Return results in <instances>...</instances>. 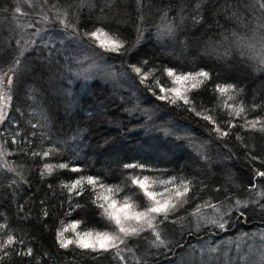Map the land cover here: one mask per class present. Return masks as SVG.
Here are the masks:
<instances>
[{
  "label": "trees",
  "instance_id": "1",
  "mask_svg": "<svg viewBox=\"0 0 264 264\" xmlns=\"http://www.w3.org/2000/svg\"><path fill=\"white\" fill-rule=\"evenodd\" d=\"M19 1L0 0V70L14 68L9 73L11 101L9 113L0 125V144L12 153L4 158L15 168L8 171L0 162V223L6 218L9 229L24 241L20 247H31L33 255H13L5 264H118L111 253L60 249L55 233L61 220L69 223L82 219V229H101L103 224L96 215L99 210L87 200L88 194L73 197L69 203L61 182L91 175L109 186L124 185L128 176L138 172L125 169L123 166L128 163L145 165L148 170L143 174L150 177L179 176L191 180L193 190L189 196L195 195L191 204L160 226L164 245L154 246V237L148 232L143 234L147 239L129 241L139 264H179L186 253L206 246L210 239L223 241L264 229V209L253 203L257 192L249 191L253 165L264 169V164L250 161L245 154L250 151L264 159V134L233 128V133L240 132L244 137L243 141L235 135L221 139L209 131L211 125L193 112L157 100L128 67L129 63L147 60L146 67L209 72L208 85L190 93L196 97L198 109L215 107V84L234 85L239 91L238 101L249 108L264 105V68L247 48L252 41L259 44L264 38V28L259 27L264 24V10L257 0H145L142 6L136 0H87L83 7L79 0H58L57 7L71 5L70 13L80 8L78 17L70 14L69 19L81 33L104 27L119 32L135 45L128 56L117 57L93 48L82 36L76 37L93 49L92 58L106 68L105 77L92 80L79 77V62L73 57L66 59L58 47L56 52L46 53L41 49H22L24 41L18 42L20 37L12 28L18 24L25 31L32 25L35 30L40 16L35 13L37 6ZM38 2L44 12L52 13L53 0ZM164 13L167 20L162 19ZM165 24L173 25L171 35L163 29ZM58 27L56 24L50 30L62 38L65 34L73 36ZM138 27L143 34L137 42ZM114 74L121 76H116V83ZM120 83L131 90L123 91ZM262 115L264 111L257 108L249 112L248 118ZM217 116L226 118L219 109ZM13 136L18 143H12ZM48 149L53 150L50 157L32 155ZM45 163H67L82 171L60 170L42 176ZM256 183L264 184V178ZM135 191V186H124L119 195ZM206 200L220 205L227 222L224 231L218 232L203 220L197 224L196 218L188 215L194 204ZM237 200L247 201L248 207H237ZM77 202L83 207L72 211ZM45 209L47 217L43 214ZM68 212L72 215H66ZM124 255L127 264H135L132 254Z\"/></svg>",
  "mask_w": 264,
  "mask_h": 264
},
{
  "label": "snow or ice",
  "instance_id": "2",
  "mask_svg": "<svg viewBox=\"0 0 264 264\" xmlns=\"http://www.w3.org/2000/svg\"><path fill=\"white\" fill-rule=\"evenodd\" d=\"M49 3V0H44ZM145 0H136L138 6H142ZM260 9L264 10V0H257ZM58 0H53L50 10L54 13L56 20L65 31L73 34V38L83 37L89 41L90 46L99 48L102 53L114 54L117 57L128 56L135 45L129 44L119 32H114L104 27H97L91 31L81 33L76 24L69 19L71 14L73 18L78 17L80 8H76L71 13L69 8L57 7ZM87 0H79L80 7L85 6ZM16 12H21L20 8H16ZM44 21H48L47 13L42 16ZM143 21V17H140ZM162 19L167 20V13H164ZM31 27L32 25H28ZM160 27V26H158ZM264 28V24L259 25ZM163 29L167 34L171 35L174 31L172 24L163 25ZM137 42L142 37L143 29L138 27ZM233 35H236L233 33ZM239 43V41H237ZM253 52H256V45H247ZM255 59L258 63H264V38H262L261 47L256 52ZM16 63H19L17 60ZM148 61L144 60L139 64L129 63V69L136 74L139 83L143 85L157 100L165 101L170 105L184 108L185 111L193 112L200 119L206 121L207 125H211L210 132H215L221 139L235 135L237 140L243 141L244 137L240 132L233 133V128L242 129L243 131L258 132L264 134V115L249 119L248 114L260 108L264 111V105H252L250 108L245 106L242 101H238L239 91L232 84H215L212 87L214 95H217V103L214 108L198 109L196 106V97L190 93L198 92L201 88L208 85L211 80V74L203 69L196 72H180L173 67L164 66L158 68L155 66L146 67ZM14 68H9L7 72L0 70V125H2L7 117V107L11 100L10 89L5 90L6 85L12 84V76ZM159 73V75L157 74ZM7 76V81H5ZM168 79L165 80L164 77ZM158 89V91H157ZM221 110L225 119H218L217 110ZM237 121H240L237 123ZM35 126V125H34ZM18 135V133H17ZM16 136H13L12 143H18ZM248 149L247 144H243ZM12 153L8 152L3 144H0V160ZM53 154L52 149H48L42 153L32 152L33 156L50 157ZM246 156L250 161L264 164V159L254 156L250 151H246ZM3 167L8 171H15L10 163L4 161ZM125 169H137L138 172L127 177L124 185L105 184L99 177L91 175H80L69 178V182H61V189L67 193V200L70 203L73 197H79L87 193V200L95 205L99 211L96 213L103 222L102 228H81L84 223L82 219H76L69 223L60 221V227L55 233L56 242L60 249H79L81 252L94 254L111 253L112 258L118 264H127L125 253L132 254L131 259L135 260V264H139V260L135 258L134 249L129 246V241L136 238H145L143 234L148 232L154 237V246L165 244L162 237L160 226L166 221H170L172 217L185 205L191 204L195 199V195L189 196L193 190L191 180L184 177L170 176L150 177L143 173L148 170L147 167L139 163H128L123 166ZM68 170L73 173H79L82 170L78 167H72L67 163L51 164L45 163L41 175H52L54 171ZM253 182L249 191L257 192V199L253 203L264 209V184H257L256 181L264 178V169H260L253 165ZM130 182V183H129ZM124 186H135L138 191L131 194L120 196L124 190ZM134 197H142V199H134ZM237 207H248L247 201H236ZM83 207L77 202L72 211ZM211 208L213 212L220 213V205L212 204L210 200L204 201L203 204H194L193 210L188 212L189 216L195 217L197 224L200 220L216 224L219 228H224L225 224L220 223L216 218L208 217L203 210ZM188 211L187 209H185ZM44 216H48V212L44 210ZM71 216L72 212L66 213ZM244 215L243 212L240 213ZM175 222V221H173ZM7 230V231H6ZM6 231V234H5ZM70 234V235H68ZM24 241L19 239L9 229L6 218L0 223V264H5L11 260L13 255L18 257H31L33 249L23 246ZM97 258L96 256L92 257Z\"/></svg>",
  "mask_w": 264,
  "mask_h": 264
},
{
  "label": "rangeland",
  "instance_id": "3",
  "mask_svg": "<svg viewBox=\"0 0 264 264\" xmlns=\"http://www.w3.org/2000/svg\"><path fill=\"white\" fill-rule=\"evenodd\" d=\"M21 2L25 5L28 4V6L31 7L33 5L37 6L35 13L36 15L40 16V20L38 21L35 30H33L32 26H28L24 31L18 24L12 28L16 32L15 36L21 38H18V42L20 43L21 41H24L21 42L23 50L27 51L41 49L46 53L47 51L49 52L51 50H53L51 52H56L55 49L58 47V51L66 59L73 57L79 62V64H77V75L79 77L81 76L86 80H92L97 77H105L103 74L106 72V68L102 66L99 61H96L92 58L94 53L92 48L87 47L81 40L73 38V36L69 34H63L64 37L62 38L60 34L54 32V30H50V27H54L56 24L59 25L58 30L63 28L56 20L53 12L51 13L47 10L44 12L43 9L45 8H43L42 3L38 2V0H20L19 4ZM17 8L19 7L17 6ZM45 13H47L49 17L48 21H44L42 19V16ZM29 20H35V18L30 17ZM33 23L34 22H32V24ZM38 28L44 29L42 31H38ZM261 42L262 38H260L259 44H255L252 41L249 45H256V52H258L261 47ZM36 46H39L40 48H37ZM247 48L251 50L249 47ZM256 52H252L253 57L255 56ZM89 58L91 60H89ZM259 65L260 67L264 68V63H260ZM116 76L120 75L114 74L113 78L115 80L113 83L119 81ZM10 87L11 85H6L5 90L8 91ZM119 88L123 91L131 90L127 87H124L121 83ZM9 104L6 109L7 115L9 113ZM4 161L5 158L0 160L2 164ZM205 213H207L208 217L216 218L220 223H224L225 227L219 228L216 224L205 222V220H203L204 223L212 225V227L214 226L218 232L225 230L227 222L223 215L222 217L219 216V214L213 212L212 209L206 210ZM210 240L213 242V244H211ZM210 240L207 242L206 246H198L194 248V253H186L179 264H264V229L254 231L252 235L240 234L235 237L225 239L223 238V241L217 239Z\"/></svg>",
  "mask_w": 264,
  "mask_h": 264
}]
</instances>
